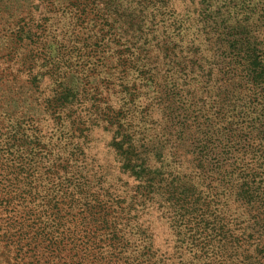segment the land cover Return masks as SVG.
Listing matches in <instances>:
<instances>
[{
	"label": "trees",
	"instance_id": "obj_1",
	"mask_svg": "<svg viewBox=\"0 0 264 264\" xmlns=\"http://www.w3.org/2000/svg\"><path fill=\"white\" fill-rule=\"evenodd\" d=\"M65 1L76 21L93 20L86 59L105 55L94 66L107 90L123 94L119 106L93 94V107L106 103L110 145L135 184L105 187L100 176L92 188L74 168L80 151L65 132L42 134L33 110L60 123L85 92L74 73L53 75V98L20 113L0 79V264H264V0L235 3L227 16L216 0H191L187 18L175 0H137L121 13L112 0ZM30 31L20 25L5 42L6 60L20 58L23 69L45 51ZM153 113L175 118L180 132L190 122L203 127L195 173L173 156L149 163L147 153L162 149L145 138ZM157 200L177 237L168 257L140 221Z\"/></svg>",
	"mask_w": 264,
	"mask_h": 264
},
{
	"label": "rangeland",
	"instance_id": "obj_2",
	"mask_svg": "<svg viewBox=\"0 0 264 264\" xmlns=\"http://www.w3.org/2000/svg\"><path fill=\"white\" fill-rule=\"evenodd\" d=\"M105 1L98 0L100 5H105ZM112 1L114 4L123 3V6L114 7L118 13H121L127 5L137 6L135 4L137 0ZM240 2H245L246 6L252 5V0H216V4L224 6L223 16H227L228 7ZM195 6L197 4L191 0H175L174 3L175 13L178 11V14H182L184 18L188 17L185 13L189 11L194 14ZM20 25L25 26L26 29L29 28L39 36L41 40L39 49L45 50L37 51L38 54L41 53L40 57L36 56L28 69L21 67L20 58L8 62L4 52L5 42L14 36L11 32L18 29ZM31 31L27 36L32 35ZM93 31V20L86 21L85 24L76 21L71 6L65 0H0V79L12 86L13 96L16 97V100L12 102L13 107L17 106L16 109L20 113V111L28 110V102L31 104L35 101V107H42L53 98L54 84H57L53 75L74 73L77 83L85 86V92L81 93L69 111L59 113L60 123L56 122L54 116L48 112L33 110L43 118L42 134L45 138H49L57 137L61 131L65 132L64 140L72 141L69 148L77 147L80 151L74 168L81 170L90 181L92 188L93 178L99 180L98 177L102 176L103 186L109 187L110 184L115 183L130 191L135 184L134 175L121 171V161L110 145L114 131L104 119L106 115L103 111L106 103H103L102 107L99 105V107H93V94L98 92L100 97L103 95L108 104L116 106L122 103L123 97L118 88L116 90L105 88L104 72H101V68L94 66L93 61L104 60L105 55H100L101 59L99 55L86 59V54L89 52L86 49L93 45ZM85 39L89 44L92 43L89 47H85L88 45L84 43ZM45 55L46 58H44ZM60 79L65 80L64 76ZM143 96L145 94H142V101H139L133 110L136 116H139L141 110L140 103H144ZM166 106L165 102L161 105L162 108ZM158 117L156 113L146 117L148 130H146L145 138L155 140V146L159 144L162 148L161 157L154 156L151 151L147 153L149 163L159 165L161 159L166 160L173 156L174 159L182 160L185 172L195 173L197 168L194 160L200 157L195 145L198 143V138L203 137L200 133L203 127L190 122L189 126L180 132L181 128L176 125L175 118H166L162 122ZM73 119L77 120L75 126H81L78 133L72 130ZM165 124H167L166 129ZM121 181L127 182V185L121 184ZM158 201L146 203L147 207L140 216V221L142 220L151 231L154 247L159 253L168 257L177 249L174 246L177 237L170 220L163 215L160 208L161 202ZM183 260H186V257Z\"/></svg>",
	"mask_w": 264,
	"mask_h": 264
}]
</instances>
